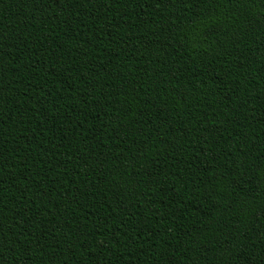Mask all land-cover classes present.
<instances>
[{"label":"trees","instance_id":"16d2710c","mask_svg":"<svg viewBox=\"0 0 264 264\" xmlns=\"http://www.w3.org/2000/svg\"><path fill=\"white\" fill-rule=\"evenodd\" d=\"M0 264H264V0H0Z\"/></svg>","mask_w":264,"mask_h":264}]
</instances>
